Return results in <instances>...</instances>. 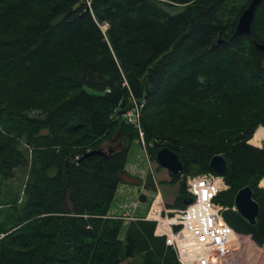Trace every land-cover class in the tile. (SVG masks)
I'll use <instances>...</instances> for the list:
<instances>
[{
  "label": "trees",
  "instance_id": "obj_1",
  "mask_svg": "<svg viewBox=\"0 0 264 264\" xmlns=\"http://www.w3.org/2000/svg\"><path fill=\"white\" fill-rule=\"evenodd\" d=\"M249 1L0 0V264H178L153 221L129 219L120 239L107 211L118 183L155 182L164 207L182 208L185 176L214 173L213 155L227 187L212 200L264 250V147L247 142L264 125V0L234 34ZM133 106L143 178L124 168ZM160 147L178 172L157 163ZM243 186L253 224L231 208Z\"/></svg>",
  "mask_w": 264,
  "mask_h": 264
},
{
  "label": "built area",
  "instance_id": "obj_2",
  "mask_svg": "<svg viewBox=\"0 0 264 264\" xmlns=\"http://www.w3.org/2000/svg\"><path fill=\"white\" fill-rule=\"evenodd\" d=\"M136 114L133 106L123 117L136 126L143 143ZM185 188L190 202L180 209L165 208L155 188L145 218L154 221L153 233L163 237L165 244L172 248L178 264H223L235 236L221 216L225 207L212 200L226 188L223 177L212 172L187 176Z\"/></svg>",
  "mask_w": 264,
  "mask_h": 264
},
{
  "label": "water",
  "instance_id": "obj_3",
  "mask_svg": "<svg viewBox=\"0 0 264 264\" xmlns=\"http://www.w3.org/2000/svg\"><path fill=\"white\" fill-rule=\"evenodd\" d=\"M258 1L259 0H250L248 5L239 14L236 21L234 34L248 33L249 22L252 18L254 7ZM255 45L257 48L264 50V44L256 43ZM152 147H156L155 141L153 142ZM104 153L105 151L103 149H93L85 152L84 155H102ZM155 160L161 167L166 168L171 173H176L181 168V162L178 160L177 156L166 147H160L156 150ZM208 165L212 171L217 174H221L226 166L225 160L221 155L211 156L208 161ZM189 201L190 198L188 197L184 199L183 203L187 204ZM233 205L235 211L247 222L250 224L255 222V217L258 212V204L251 198V190L249 186H243L235 192L233 197Z\"/></svg>",
  "mask_w": 264,
  "mask_h": 264
},
{
  "label": "rangeland",
  "instance_id": "obj_4",
  "mask_svg": "<svg viewBox=\"0 0 264 264\" xmlns=\"http://www.w3.org/2000/svg\"><path fill=\"white\" fill-rule=\"evenodd\" d=\"M180 8H181V6H175L172 10L178 11ZM101 28L102 29L104 28V24L101 25ZM105 144L110 145V143L104 142L103 146ZM111 145H114V144H111ZM251 145H253V144H251ZM253 146L264 147V141H260L258 145L254 144ZM143 152H142V145L140 146L137 141H135V142L131 141L128 148H127L125 164H124L125 165L124 168L128 172H129L128 167L130 166V170L133 172V173H131V172L130 173L137 175L139 177H144L148 173V168L146 165V159H145V156H143ZM22 176H23V169H16L15 177H14L15 181H18L20 179V177H22ZM17 185H19V183H17ZM126 185L129 186V188L124 186L123 192L121 191L122 190L121 187L117 190L115 196L112 199V208L114 210H116L117 212L126 211V210H129L131 212H133L135 210H136V212L141 211V209L139 208V205H137V203L140 201L138 196H139L140 192L142 191L141 188L139 187V185H129V184H126ZM136 191H138L137 194H136ZM148 191L149 192H147V191L143 192V194H145L144 205L147 204V202L150 200L152 193H153L150 190H148ZM160 194H161V192H160ZM123 203L128 204V208H126V209L122 208L121 205ZM135 206H137V207H135ZM131 217L132 216L130 215L126 218L129 219ZM135 217L136 216H134L133 218H135ZM133 218H131V219H133ZM136 218H138V217H136ZM123 232H124V225L123 226L121 225V227L119 228V231H118V237L120 239L123 238ZM234 238H235L234 245H232L233 246L232 249L229 250V252L225 255L224 261L222 262L223 264L226 263L225 261H227L228 255L230 257L231 253H234L235 250L243 248V243L245 241L246 242H253V241H250L251 239L246 234L237 233ZM241 251H243L244 253H247V249H244ZM250 251L251 250H249L248 254L256 257V253L254 251H252V253L250 254ZM261 259H263V261H261V262L264 264V258L261 257ZM232 264H244V263H241L238 259H234L232 261Z\"/></svg>",
  "mask_w": 264,
  "mask_h": 264
},
{
  "label": "crops",
  "instance_id": "obj_5",
  "mask_svg": "<svg viewBox=\"0 0 264 264\" xmlns=\"http://www.w3.org/2000/svg\"><path fill=\"white\" fill-rule=\"evenodd\" d=\"M133 142H135V141H137L136 139H133L132 140ZM142 152H143V150H142ZM143 156H145V154H144V152H143ZM146 159V158H145ZM147 161V160H146ZM125 166V165H124ZM148 168V167H147ZM126 170V169H125ZM128 170H129V173L131 172V173H133L131 170H130V166L128 167ZM127 171V170H126ZM128 172V171H127ZM130 173V174H131ZM134 175V174H133ZM141 178H143V177H141ZM260 185H261V187L263 188V190H264V177L260 180ZM130 185V184H129ZM124 186H126V187H128L129 188V186H127L126 185V183H118L117 184V186H116V189H115V192H114V195H113V197L115 196V194H116V192H117V190L121 187V191L123 192V188H124ZM139 187L141 188V192H140V194H139V196H138V198H139V202L137 203V205H139V208L141 209V211H139V212H136V210L135 211H133V212H131V211H129V210H126V211H121V212H117L116 210H114L113 208H112V200H111V203H110V205H109V208H108V211H107V214L108 215H110V216H121V217H123L122 218V223H123V225L124 224H126V222L129 220L128 218H126V217H128V216H132V217H134V216H136V217H142L144 214H145V211H146V209H147V204H145L144 205V200H145V194H143V192L144 191H147V192H149L148 191V189H145V188H143L141 185H139ZM121 192V193H122ZM138 193V191H136V194ZM135 194V195H136ZM113 197H112V199H113ZM121 207L122 208H128V204H125V203H123L122 205H121ZM135 207H137V206H135ZM135 217V218H136ZM237 234V233H236ZM248 239V238H247ZM249 240V239H248ZM234 241H235V239H234ZM250 241H252V240H250ZM246 246V247H245ZM244 249H247V253H244L243 251H241V250H244ZM229 250H231V249H229ZM249 250H251L250 251V254L252 253V251H254L255 253H256V257H254V256H252V255H249L248 253H249ZM228 257H229V255H228ZM227 257V261H225L226 263L225 264H232V261L234 260V259H238L241 263H244V264H263L261 261H263V259H261V257L262 258H264V250L263 249H261L260 247H258L257 245H255L253 242H244L243 243V248H241V249H238V250H235L234 251V253H231V256L228 258ZM226 260V259H225Z\"/></svg>",
  "mask_w": 264,
  "mask_h": 264
},
{
  "label": "bare ground",
  "instance_id": "obj_6",
  "mask_svg": "<svg viewBox=\"0 0 264 264\" xmlns=\"http://www.w3.org/2000/svg\"><path fill=\"white\" fill-rule=\"evenodd\" d=\"M257 132L260 136L264 137V127L263 126H258L257 127Z\"/></svg>",
  "mask_w": 264,
  "mask_h": 264
}]
</instances>
